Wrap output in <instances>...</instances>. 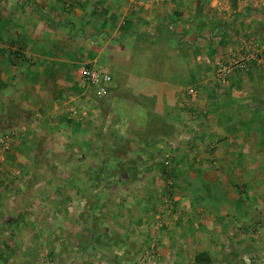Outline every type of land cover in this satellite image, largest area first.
Instances as JSON below:
<instances>
[{"label": "crops", "instance_id": "obj_1", "mask_svg": "<svg viewBox=\"0 0 264 264\" xmlns=\"http://www.w3.org/2000/svg\"><path fill=\"white\" fill-rule=\"evenodd\" d=\"M262 46L264 10L237 0H0V132H19L0 264H130L154 245L159 264H242L264 209V64L214 73ZM85 64L110 74L106 96ZM160 147H216L174 160L172 202Z\"/></svg>", "mask_w": 264, "mask_h": 264}, {"label": "built area", "instance_id": "obj_2", "mask_svg": "<svg viewBox=\"0 0 264 264\" xmlns=\"http://www.w3.org/2000/svg\"><path fill=\"white\" fill-rule=\"evenodd\" d=\"M140 5H145L154 0H132ZM217 6L224 7L230 0H210ZM244 7L255 10H264V0H237ZM264 47H257L253 52H244L239 54H233L225 61L218 63L214 77L217 81L225 83L228 77L236 70H244L248 67V64L252 59H257L264 64ZM80 76L84 81L94 89L96 97L102 98L108 94V84L111 81V76L108 72L94 65L85 64L79 70ZM196 91L194 88H189L188 93L194 94ZM74 114L76 112L74 111ZM19 132L17 128H10L4 132H0V161L5 152H8L11 148V144L15 138H17ZM245 264H253L255 260L253 254L244 253L239 257ZM264 264V260L260 261Z\"/></svg>", "mask_w": 264, "mask_h": 264}, {"label": "rangeland", "instance_id": "obj_3", "mask_svg": "<svg viewBox=\"0 0 264 264\" xmlns=\"http://www.w3.org/2000/svg\"><path fill=\"white\" fill-rule=\"evenodd\" d=\"M161 148V149H160ZM158 152H160V154H156V156L153 157V161H155L157 164H159V167L161 165L162 170L165 172V176L168 177V180H170L172 178V168H173V163L174 160L179 157L180 155H183L184 158L187 161H191L192 163H198L201 162L205 159H208L209 156L213 155V150L216 147H160ZM198 148L201 149V152L198 151ZM251 148L249 147V152L248 154H253L251 152ZM107 158V157H106ZM262 159L264 157H261ZM168 202H172V197L174 196L173 194H176V191L173 188V183L171 182V180L168 183ZM258 191H263V193H261L260 197L261 198L259 201L256 200V207L257 204H260L261 207L264 208V184L262 187H260V185L257 186ZM84 201H79V203H76L79 207L78 208H82L81 205H83ZM82 203V204H81ZM75 204V203H74ZM259 207V206H258ZM257 210V208H255ZM261 210V214H259V217L257 221H253V224L250 223L249 224V244H248V250L246 249L245 251H243L242 254L244 253H251L253 254V256L255 257L254 259L257 260L255 262H253V264H261L260 261H262V259H264V209ZM252 224V225H251ZM90 226H91V221H90ZM257 245H262L263 247L261 248V250L258 251L256 250H250V248L253 246L254 248ZM95 251L97 250V248H93ZM157 248L156 245L147 248L145 251L143 250L142 252H138V254L135 257V260H132V262L130 264H159L158 261L155 260L156 258V253L157 252ZM92 250H90V252L88 253V257L92 256ZM101 253V252H100ZM241 254V255H242ZM239 255V257L241 256ZM158 257V256H157ZM95 258V256H94ZM242 264L243 263L241 260H239Z\"/></svg>", "mask_w": 264, "mask_h": 264}, {"label": "trees", "instance_id": "obj_4", "mask_svg": "<svg viewBox=\"0 0 264 264\" xmlns=\"http://www.w3.org/2000/svg\"><path fill=\"white\" fill-rule=\"evenodd\" d=\"M198 258H199V256L197 255V256H196V259H198Z\"/></svg>", "mask_w": 264, "mask_h": 264}]
</instances>
